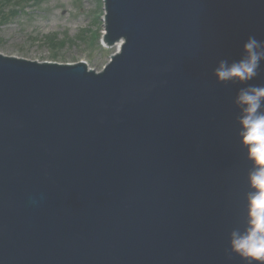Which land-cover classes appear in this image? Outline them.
Segmentation results:
<instances>
[{
  "label": "water",
  "instance_id": "water-1",
  "mask_svg": "<svg viewBox=\"0 0 264 264\" xmlns=\"http://www.w3.org/2000/svg\"><path fill=\"white\" fill-rule=\"evenodd\" d=\"M100 72L0 54V264H249L241 90L264 0H104ZM261 111H264L262 101ZM259 264V262H251Z\"/></svg>",
  "mask_w": 264,
  "mask_h": 264
},
{
  "label": "rangeland",
  "instance_id": "rangeland-1",
  "mask_svg": "<svg viewBox=\"0 0 264 264\" xmlns=\"http://www.w3.org/2000/svg\"><path fill=\"white\" fill-rule=\"evenodd\" d=\"M103 16V0H0V53L100 71L117 50L104 42Z\"/></svg>",
  "mask_w": 264,
  "mask_h": 264
},
{
  "label": "clouds",
  "instance_id": "clouds-1",
  "mask_svg": "<svg viewBox=\"0 0 264 264\" xmlns=\"http://www.w3.org/2000/svg\"><path fill=\"white\" fill-rule=\"evenodd\" d=\"M258 47V42L250 38L245 44L248 53L246 59L231 65L221 61L215 70L218 81H246L255 77L259 62L264 58V54L256 51ZM237 100L245 106V115L241 119L244 129L242 142L248 146L249 158L257 166V170L250 178L253 188L256 189L249 201L250 226L242 235L236 232L232 234L231 246L249 264L253 261L264 264V111H261L264 87L241 90Z\"/></svg>",
  "mask_w": 264,
  "mask_h": 264
},
{
  "label": "bare ground",
  "instance_id": "bare-ground-1",
  "mask_svg": "<svg viewBox=\"0 0 264 264\" xmlns=\"http://www.w3.org/2000/svg\"><path fill=\"white\" fill-rule=\"evenodd\" d=\"M120 46H121V43H120V42H118L117 44H115V48H116L117 50L120 48Z\"/></svg>",
  "mask_w": 264,
  "mask_h": 264
},
{
  "label": "trees",
  "instance_id": "trees-1",
  "mask_svg": "<svg viewBox=\"0 0 264 264\" xmlns=\"http://www.w3.org/2000/svg\"><path fill=\"white\" fill-rule=\"evenodd\" d=\"M4 2H7V3H12V0H3ZM17 11V10H16ZM14 13V12H12Z\"/></svg>",
  "mask_w": 264,
  "mask_h": 264
}]
</instances>
